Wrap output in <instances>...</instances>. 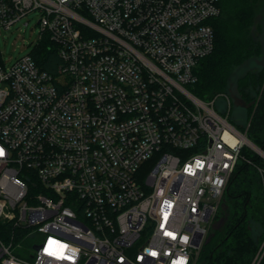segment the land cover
<instances>
[{"label":"built area","instance_id":"1","mask_svg":"<svg viewBox=\"0 0 264 264\" xmlns=\"http://www.w3.org/2000/svg\"><path fill=\"white\" fill-rule=\"evenodd\" d=\"M220 2L0 0V33L33 13L40 28L32 53L0 50V222L24 233L0 239V264H196L236 168L254 165L243 151L264 159L190 90ZM44 41L56 74L36 62ZM25 240L30 260L13 253Z\"/></svg>","mask_w":264,"mask_h":264},{"label":"trees","instance_id":"2","mask_svg":"<svg viewBox=\"0 0 264 264\" xmlns=\"http://www.w3.org/2000/svg\"><path fill=\"white\" fill-rule=\"evenodd\" d=\"M263 6L264 0H221V15L210 21L215 33L214 51L199 61L195 69L197 81L190 90L210 102L227 96L234 81L238 95L248 107L244 123L237 125L229 118L230 122L264 151V67L234 80L245 63L262 55L255 25ZM35 58L43 70L56 74L60 58L51 42H41ZM243 154L254 165L241 162L236 168L224 196L227 221L205 242L196 264H252L264 252V179L257 170L264 168V159L250 154L248 149ZM23 234L12 223L0 222L3 242L9 243L12 238L19 242ZM13 253L18 258L31 259L24 249L17 248ZM259 264H264V255Z\"/></svg>","mask_w":264,"mask_h":264},{"label":"rangeland","instance_id":"3","mask_svg":"<svg viewBox=\"0 0 264 264\" xmlns=\"http://www.w3.org/2000/svg\"><path fill=\"white\" fill-rule=\"evenodd\" d=\"M38 14L33 13L27 17H24L19 23H17L11 30H3L0 33V50L4 58L10 62H15L22 56L32 53L36 46L35 43L40 34V28L37 26ZM28 22V25L25 23ZM255 33L262 45L263 52L262 55L245 63L237 73L235 74V81L251 71H258L264 67V6L261 7L260 13L257 17L255 25ZM11 59V61H9ZM235 82H232V85L229 88V94L227 96H221L217 103H215V108L217 111L229 116L231 121L237 125L244 123L247 113V105L240 98L238 92L235 88ZM250 154L255 155V152L248 148ZM224 200V201H223ZM222 209L218 213V221L224 217L225 211H222L226 207V200L223 199ZM228 210V209H227ZM226 210V213H227ZM226 218V217H225ZM216 231L210 228V234L215 233ZM34 242L31 240H25L21 242V250H25L28 256L35 255L36 251L33 248Z\"/></svg>","mask_w":264,"mask_h":264},{"label":"water","instance_id":"4","mask_svg":"<svg viewBox=\"0 0 264 264\" xmlns=\"http://www.w3.org/2000/svg\"><path fill=\"white\" fill-rule=\"evenodd\" d=\"M262 152H263V150L262 149H260ZM223 199H225V198H223ZM224 201V200H223ZM222 201V202H223ZM221 202V205H220V208H219V211L222 209V204H224V203H222ZM228 209V204L226 203V207H224V209L222 210V211H225V215H224V217L220 220V221H218V222H215V223H213V225H212V229H214L215 231H218V230H220L224 225H225V223H226V221H227V217H228V214L226 213V210ZM226 217V218H225ZM215 233H212V234H210L209 236H208V238H207V240H206V242H208L209 240H210V238L214 235Z\"/></svg>","mask_w":264,"mask_h":264},{"label":"bare ground","instance_id":"5","mask_svg":"<svg viewBox=\"0 0 264 264\" xmlns=\"http://www.w3.org/2000/svg\"><path fill=\"white\" fill-rule=\"evenodd\" d=\"M264 155V154H263Z\"/></svg>","mask_w":264,"mask_h":264}]
</instances>
